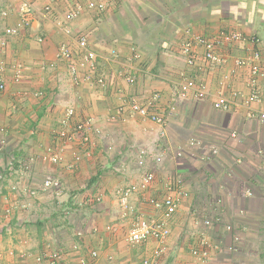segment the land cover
Masks as SVG:
<instances>
[{"label": "crops", "instance_id": "0c3cea01", "mask_svg": "<svg viewBox=\"0 0 264 264\" xmlns=\"http://www.w3.org/2000/svg\"><path fill=\"white\" fill-rule=\"evenodd\" d=\"M29 2V24L4 35L19 20V3L0 0V264H36L55 250L64 264H141L158 241L131 245L129 229L137 215L161 217L148 199L161 200L175 178L186 196L169 218L157 264H264V0ZM222 32L242 39L216 43L214 63L196 38ZM187 43L192 64L182 54ZM61 46L67 57H57ZM87 49L95 70L83 62ZM185 79L205 96L196 98L194 88L182 98ZM253 89L259 100L246 104ZM219 97L225 109L214 107ZM131 102L162 121L131 113ZM67 108L72 124L87 128L70 125L62 137ZM141 154L146 168L137 163ZM146 171L154 178L142 186ZM46 177L56 190L43 189ZM129 185L134 213L119 203Z\"/></svg>", "mask_w": 264, "mask_h": 264}, {"label": "built area", "instance_id": "2783aa9c", "mask_svg": "<svg viewBox=\"0 0 264 264\" xmlns=\"http://www.w3.org/2000/svg\"><path fill=\"white\" fill-rule=\"evenodd\" d=\"M15 2L19 3L18 11L20 14L19 20L16 22V24L12 27H6L4 29V35H11L17 33L20 29L24 28L29 24L31 12H32V7L29 2V0H13ZM90 7H94L95 4L93 2H90L88 4ZM99 8L103 7V4H99ZM48 8V7H46ZM79 10V5H76L72 10L68 11L67 17L68 19L74 18L78 14ZM1 16L6 15L5 10L0 11ZM242 39V36L239 33H220L219 36L213 37L211 39L203 38V37H197L196 41L201 43L204 47V57L210 60L211 62L214 63H219L221 61V58L218 54L215 52V45L218 42H229V41H239ZM78 44L82 48L87 47V40L85 37H80L78 38ZM191 52V45L189 43L185 44L182 47V54L186 56L187 58V63L192 64V58L190 56ZM113 55H115V52H112ZM68 53L67 50L64 46H61L58 51H57V57L58 58H64L67 57ZM255 58H257V54H255ZM84 63H87L90 69L95 70L96 68V63H95V53L92 50L87 49L85 51V56L83 59ZM237 63L240 64V61ZM15 71L18 72L20 69V66L17 65L14 67ZM71 74L73 75V78L76 79V67L74 65H71L69 67ZM258 66L257 64L251 65V74L254 76L258 72ZM18 74H16L17 76ZM126 81L130 84H132L135 81V78L133 76H127ZM253 81V80H252ZM3 87V84L0 83V89ZM196 89L194 92V96L198 99H201L205 96V92L201 88H196V84L193 80L190 79H185L179 84L178 87V93L179 95L184 98L186 95L189 93L190 90ZM259 100V93L253 89V92L245 98V103L249 104L252 102H256ZM214 107L218 109H225L227 107L226 100L223 97H219L215 102H214ZM129 110L131 113H138L142 117H148L153 121H158L161 122L162 120L154 115L150 114L149 110L147 107L140 106L139 104H136L134 102H131L129 105ZM74 114V111L72 108H67L63 116L59 119V124H60V130L57 131V133L64 137L67 134L66 128L69 127L70 125L72 128L75 130V132H80L85 128L86 122H79L77 124H72L70 121L72 116ZM248 116L252 117L254 116V113L249 111ZM260 117L264 119V113L260 114ZM86 125V126H85ZM87 128V127H86ZM1 130V128H0ZM84 140H88L87 137L84 138ZM190 144L192 146L198 147L200 149H203V145L200 144L198 141H191ZM209 150V149H208ZM143 153V152H142ZM211 153H215V150H212ZM49 159L53 163H57L60 161L61 157L57 154H50ZM155 161L158 162L161 160L160 156H156ZM31 158L27 160V162L22 163V165L25 164L26 168H29ZM138 165L140 167H145L146 168V159L145 157L142 156V154L139 156V159L137 161ZM31 166V165H30ZM153 172L151 171H146L143 176H142V186H146V184L150 183L153 180ZM182 180L180 178H175L174 180H171V184L173 186V190L170 191L161 199V200H156L153 198H149L148 202L150 205H152L155 208H160L162 209V214L161 217L158 219H149L145 218L142 216L137 215L134 217V221L129 229L128 235H127V241L131 245H137L139 243L145 242L149 239L157 240L158 241V246L152 250L151 255L148 257H145L141 260V264H157L159 258L162 256V254L165 252V246H164V240L165 238L169 235L170 233V228L168 225L169 218L172 216V214L175 212L180 198L186 196L185 192L182 190H179V186L181 185ZM42 187L44 190L47 191H54L58 187V183L55 182L52 178L46 177L43 180ZM136 186L135 185H129L123 190L119 192V203H120V208L122 212L125 213H134L133 206L130 202V198L132 196V193L135 191ZM176 189V190H174ZM204 223L206 225H211L212 222L209 220H205ZM226 229L231 231V227L228 225L226 226ZM236 238H234V241ZM192 253L196 256L199 257H207L206 251H198L196 249L192 250ZM63 253L61 251H52L47 254L39 255L36 257V264H39L43 260H47L49 264H64V262L61 261V256ZM92 257L97 256L96 251L91 252Z\"/></svg>", "mask_w": 264, "mask_h": 264}]
</instances>
